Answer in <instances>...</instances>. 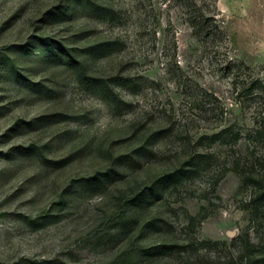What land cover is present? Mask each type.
<instances>
[{
  "label": "rangeland",
  "instance_id": "obj_1",
  "mask_svg": "<svg viewBox=\"0 0 264 264\" xmlns=\"http://www.w3.org/2000/svg\"><path fill=\"white\" fill-rule=\"evenodd\" d=\"M120 75L126 104L88 83ZM263 114L264 0H0V264H244L247 233L263 255L234 168ZM197 148L198 176L156 184Z\"/></svg>",
  "mask_w": 264,
  "mask_h": 264
},
{
  "label": "trees",
  "instance_id": "obj_2",
  "mask_svg": "<svg viewBox=\"0 0 264 264\" xmlns=\"http://www.w3.org/2000/svg\"><path fill=\"white\" fill-rule=\"evenodd\" d=\"M102 8V7H101ZM102 10L112 15L114 10L109 8H102ZM195 14L190 15L191 25L194 29V33L196 36L201 38L212 39L216 35V31L214 30V25L211 24V20L209 18H204L203 14ZM88 83L91 84L93 90L98 92L103 98L107 99L109 102L115 105L126 104V100L118 93L115 88V85H123V77L113 76L110 78H94L93 80H88ZM263 85H260L256 80L251 81V83L247 87V93L249 95L254 93L255 89H258L255 95H260L262 93ZM246 93V94H247ZM166 130L157 131L159 135H165ZM252 138H256L258 143L264 144V114L261 117L259 125L256 130L251 131ZM240 137V133L235 129L233 125L228 126L220 131L213 133L211 135H206L202 137L206 139L210 143L215 142H231L238 143ZM200 144V143H198ZM153 153V151H150ZM149 152V153H150ZM257 152L253 153L254 160L248 161L247 164L243 163L242 160H238L234 164L235 170L241 177V187L242 188H251L252 194L250 195L249 200L247 201V206L253 216V218L264 223V177L255 173L253 168L255 169L257 165H264V155L262 157H256ZM212 163V155L205 151H200L198 148L195 150V154L192 156L190 161H186L180 167L176 168L174 171L166 174L165 177H161L156 181L158 185H172L182 183L183 181H187L190 178H194L198 176L202 172L206 166ZM188 164V165H185ZM184 165V166H183ZM154 187V186H153ZM154 189H151V192ZM147 196V195H145ZM144 196V197H145ZM199 223V218L191 216L189 219L190 225H196ZM247 237H241L242 242L244 244V248L242 249L239 258L243 261L244 264H264V254L258 255L255 251V246L250 241L249 233L246 235Z\"/></svg>",
  "mask_w": 264,
  "mask_h": 264
}]
</instances>
